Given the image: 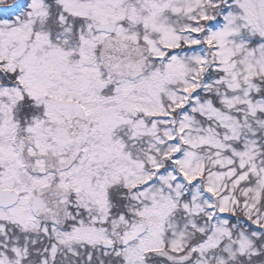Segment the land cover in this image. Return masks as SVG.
<instances>
[{
  "label": "snow or ice",
  "instance_id": "6c2138e0",
  "mask_svg": "<svg viewBox=\"0 0 264 264\" xmlns=\"http://www.w3.org/2000/svg\"><path fill=\"white\" fill-rule=\"evenodd\" d=\"M0 264H264V0H0Z\"/></svg>",
  "mask_w": 264,
  "mask_h": 264
}]
</instances>
